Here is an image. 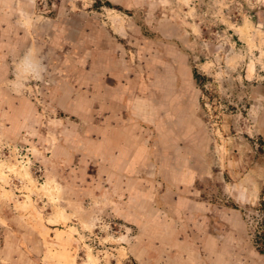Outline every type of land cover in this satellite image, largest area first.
<instances>
[{
  "label": "rangeland",
  "instance_id": "obj_1",
  "mask_svg": "<svg viewBox=\"0 0 264 264\" xmlns=\"http://www.w3.org/2000/svg\"><path fill=\"white\" fill-rule=\"evenodd\" d=\"M0 264H264V0H0Z\"/></svg>",
  "mask_w": 264,
  "mask_h": 264
}]
</instances>
